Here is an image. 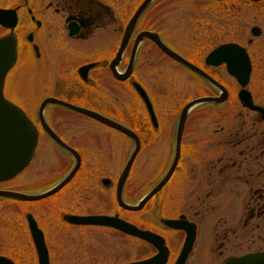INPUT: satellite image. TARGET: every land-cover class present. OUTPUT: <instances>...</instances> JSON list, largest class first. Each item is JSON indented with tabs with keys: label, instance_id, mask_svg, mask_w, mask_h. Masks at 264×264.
I'll return each mask as SVG.
<instances>
[{
	"label": "flooded vegetation",
	"instance_id": "obj_1",
	"mask_svg": "<svg viewBox=\"0 0 264 264\" xmlns=\"http://www.w3.org/2000/svg\"><path fill=\"white\" fill-rule=\"evenodd\" d=\"M26 3L22 0L14 7L4 6L14 8L16 13L17 59L20 40H25L26 49L38 65V82L58 92L43 95L33 114L28 113L38 131L29 165L39 149L50 152L56 163L51 164L47 174L36 178V173L0 189L36 195L74 172L58 190L40 199L0 196V202L10 204L9 212L14 216V222L12 217L6 221V212L4 218L0 217V264H20L14 254L17 251L33 252L38 264L28 217L42 232L48 264H129L157 253L152 244L133 233L98 224L96 218L101 217L121 219L129 226L161 236L167 249L162 264L177 263L190 235L192 242L182 264H233L237 259L264 255V0ZM22 15L27 22L20 32L17 25ZM125 34L124 48L114 66L121 77L126 75L122 79L114 75L111 63ZM221 46L225 47L220 62H207V56ZM169 52L188 60L208 79ZM230 60H234L232 66L239 70L241 81L230 71ZM139 62L143 77L135 75ZM50 72L56 79L48 84ZM173 76L174 82L170 81ZM134 83L148 95L151 110L136 93ZM171 84L190 86L197 95L182 103L179 111L164 107L165 99L150 92L165 93ZM126 89L138 97L137 107L124 99L128 97ZM97 92L114 99L108 105L101 104L96 101V94L100 96ZM50 96L96 112L135 133L139 149L122 186L119 179L136 139L62 105L48 103L40 110L42 100ZM202 97L211 101L188 112L182 125L177 164L158 191L161 193L177 176L175 201H171L177 210L160 215L159 226L151 227L142 220L155 195L139 210L123 206L120 200L126 206H135L164 177L175 154L179 112L187 102ZM50 111L64 115H52ZM69 112L78 114L67 115ZM193 112L198 115L192 116ZM61 124L66 126L61 129ZM42 139L48 147L41 148ZM141 152L146 161L139 165ZM157 154L169 156L170 161L138 195L132 171L134 167L144 169L149 157ZM58 157L69 159L65 167ZM24 169L14 176L15 181ZM231 201L237 204L234 216L226 210L219 211L224 208L222 203L227 206ZM158 206L163 209L162 202ZM164 219H178L181 226L170 228ZM23 235L29 239L25 245L21 243ZM136 246L142 248L137 256Z\"/></svg>",
	"mask_w": 264,
	"mask_h": 264
},
{
	"label": "water",
	"instance_id": "obj_2",
	"mask_svg": "<svg viewBox=\"0 0 264 264\" xmlns=\"http://www.w3.org/2000/svg\"><path fill=\"white\" fill-rule=\"evenodd\" d=\"M142 8H143V5L140 6L137 13H139ZM16 22H17V19H16V14H15L14 9L0 8V25L10 30L8 34H4L0 36V180H5V179H8L14 176L16 173L21 171L29 163L33 155V152L36 146V141H37V130H36L35 125L31 122V120L27 117V115L22 109H20L17 105L12 103L11 101L7 100L3 95V86H4L5 76L16 60V54H17L16 37L13 34V28L16 25ZM126 34H127V31H126ZM126 34L124 35L122 39L117 55L115 56V58L112 60V63H111V67H112L114 75L122 79L125 78L126 75L125 77H121V75H119L114 69V66L118 62L120 58V53L124 48V45L126 42ZM28 39L30 40V37H28ZM221 52L222 51H219L216 54L219 55ZM168 54H170L174 59L180 61L181 63L191 68L192 70H195L201 73L205 77L207 76L205 73L197 69L194 65H192L189 61H187L185 58L181 57L180 55H177L171 52H169ZM233 63H234V60H230V62H228L229 64L228 67L230 68V71L232 72V74L236 75L241 80V74L239 70H237L235 67L232 66ZM234 68L236 70H233ZM134 86H135V89L138 91L139 95L146 102L147 107L150 108V102L144 90L136 83L134 84ZM206 100H208V98L193 100V101L188 102L182 108L181 113H180L179 126L177 130L176 152H175L172 164L170 168L168 169L167 173L165 174V176L162 178V180L149 193H147L145 197L136 206H132V207L126 206L120 200V203L123 206L134 209V210L140 209L143 206V204L165 184V182L168 180L171 173L173 172L175 165L177 163L178 157H179V143H180L182 125L184 123L186 115L192 106H194L196 103L200 101H206ZM49 102L57 103L65 107L74 109L80 113L95 117L99 119L100 121L112 127H115L119 129L120 131L125 132L129 136H132L134 138L136 137L135 134L131 130L125 127H122L121 125L111 121L110 119H107L104 116H101L91 110H87V109L69 104L67 102L58 100L53 97L45 98L41 103L40 110H42L44 105ZM45 128L48 132L53 134V132L48 128V126H45ZM136 152H137V148L131 154L123 172L121 173V176L119 179L120 186H122V184L124 183V180L126 179V176L129 172V168L136 155ZM72 174H73V171L56 187H54L53 189L45 193L39 194V195H25L21 193L6 191V190H0V195L11 196L14 198H20L24 200L38 199V198L50 195L56 190H58L67 180H69ZM28 219H29L28 221H29V227H30L32 239L36 247L38 264H48V254H47L46 247L44 245L42 233L36 227L34 221L30 219L29 217ZM96 219H97L96 221L98 222V224L112 225V226L118 227L119 229L125 232L134 233L136 236L150 242L158 249V253L155 256L149 259L143 260V261H138V262L129 263V264H162L164 263L166 255H167V249L164 246V241L160 236H157L156 234H153L149 231H143V230H139L136 227L129 226L120 219L112 220L111 218H107V217H101V218H96ZM164 221L168 226L173 227V228H178L181 226L179 220H164ZM192 237L188 236V238L186 239L185 248L180 255L178 264H181L182 261L185 259L190 249ZM240 260L233 262V264H242V263L243 264H264V255L249 256L246 258H242Z\"/></svg>",
	"mask_w": 264,
	"mask_h": 264
},
{
	"label": "rangeland",
	"instance_id": "obj_3",
	"mask_svg": "<svg viewBox=\"0 0 264 264\" xmlns=\"http://www.w3.org/2000/svg\"><path fill=\"white\" fill-rule=\"evenodd\" d=\"M22 0H0V7H14V5H16L17 3L21 2ZM42 1V0H40ZM39 0H27V6L33 5L35 3H38ZM41 3V2H40ZM43 3V2H42ZM25 22H27V19L24 15L21 16V19L18 22L17 28L20 25V29L19 31L21 32V28L23 27V25H25ZM16 29V28H15ZM184 31V35H187V29L186 27L182 29ZM2 30L0 28V34H2ZM186 33V34H185ZM20 48H19V55H18V59L15 62V64L13 65V67L11 68V70L8 72L6 78H5V83H4V95L7 97V99H9L10 101L14 102L15 104L19 105L20 107H22V109L26 112V114H33L35 107L38 103V101L40 100V98L45 95V94H53V93H58L57 90H50L48 89V87L43 83V82H38V80L40 79V75L38 72V65L36 63V60L34 59V57L31 55V52L28 51L26 49V41L25 40H20ZM30 49V48H29ZM187 49V48H186ZM185 52V50H183ZM189 53V51H188ZM138 71L135 75H140V77H143V72H142V62H139L138 65ZM167 69L168 65H167ZM52 70V69H51ZM52 72V71H51ZM48 73V79L49 81H46V83L48 82V84L53 83L54 80L56 79V75L53 73ZM157 73V72H155ZM154 74V73H153ZM176 75L177 74H174ZM152 76V75H151ZM153 77H157V75H154ZM185 76H182V78ZM152 78V77H151ZM176 77L173 76L171 77L172 82H174V79ZM37 83H39V85H37ZM173 84V83H172ZM168 86L165 93H163L162 91H155L151 90L150 94L153 96L154 93L159 94L160 96H162L165 99V106H170L171 108H174L175 111H179V107L182 105V103H184L188 98L194 97L197 95L196 92H194L190 86H184L181 85L177 86V85H172ZM111 86H109L110 89ZM108 91V90H107ZM60 93V92H59ZM66 93V92H63ZM100 93V92H97ZM167 93V95H166ZM126 96L124 99H129L131 101L134 102V104L139 105V100L138 97L136 96L135 93H133V91L127 90L126 89V93H124ZM102 95V97H101ZM111 95V94H109ZM172 96V97H170ZM114 98H110L106 95H104L103 93H100V96H98V94H96V101H98L101 104L104 105H108V103H111L113 101ZM156 100H160L159 97H157ZM163 105V103H162ZM64 112V110H63ZM50 114L52 115H59L62 113H54L52 111H50ZM67 115H71V116H75L74 114H78V113H66ZM211 112H202V115H211ZM64 115V114H62ZM193 115H198V113L196 112ZM29 116V115H28ZM62 127H60L61 129H63L66 125H62ZM63 131V130H61ZM65 131V130H64ZM41 141V140H40ZM41 148H45L48 147L45 143V141L42 139L41 141ZM57 154V153H56ZM55 155V154H53ZM144 152H141L138 159H137V163L140 164H144L145 163V158H144ZM36 158L35 160L32 162V164H30L28 167H26L23 171V173L21 174V176H19V178L17 179V181H15L16 179H14V177L12 178V181L0 184V186H14L16 182H18V180L21 179H30L31 175H34L37 173V175H35V177L37 178L40 175H44L47 174L48 172L51 171L52 169V165L51 164H55L56 161L54 159V156H52V154L50 152L47 151H43L42 149L38 150L37 155H35ZM124 157V156H123ZM122 157V158H123ZM150 159L148 160L149 163H146L147 165L145 166L144 169L142 168H138V167H134L133 171H132V179L134 180V185L137 186L136 188V192L138 193V195L142 194L148 187L149 185L152 183L153 180L156 179V177L161 173V169L163 167H165L166 163L168 161H170V157L169 156H158L157 155H151L149 157ZM121 159V157H120ZM58 161H60L64 166L68 163L69 159L67 160V157H58L57 159ZM153 160V161H152ZM31 162V161H30ZM154 164L156 165L155 169H153ZM149 165V166H148ZM65 167V166H64ZM45 178V176L39 178V179H43ZM176 178L177 176H175L170 183L161 191V193H158L157 195H155V197L153 199H151L147 205V208L145 210V214H144V219L142 221L144 222H148L149 225L151 227H158L159 226V222L158 219L160 217V215H170L172 213H175L174 211L177 210V207L175 205L171 204V201H175V186H177L176 183ZM24 180H21V182H23ZM159 196V197H158ZM158 202H162L163 204V209L161 210V208L158 206ZM220 206H224V208L220 209L219 211H224L226 210L228 212V214H230L231 216H234L236 209H237V204L235 201H231L228 203V205L226 206L223 205V203ZM9 209H11L10 204L7 203H3L0 202V217L4 218L5 216L3 215V213L6 212V221H8L10 219V217H12V222H14V216L10 214ZM24 220V218H23ZM24 225H25V220L23 221ZM23 240H22V245H25L27 240L29 241V239H27V237H25V235H23ZM142 248L138 249L136 246V256L141 252ZM144 252V251H143ZM14 254L17 255V259L20 260V264H35L36 260L34 262V256H33V252L31 251H17L14 252Z\"/></svg>",
	"mask_w": 264,
	"mask_h": 264
}]
</instances>
